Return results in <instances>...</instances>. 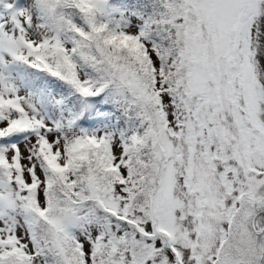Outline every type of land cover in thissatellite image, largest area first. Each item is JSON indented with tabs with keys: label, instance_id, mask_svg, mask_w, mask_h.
Returning a JSON list of instances; mask_svg holds the SVG:
<instances>
[{
	"label": "snow or ice",
	"instance_id": "1",
	"mask_svg": "<svg viewBox=\"0 0 264 264\" xmlns=\"http://www.w3.org/2000/svg\"><path fill=\"white\" fill-rule=\"evenodd\" d=\"M0 264H264V0H0Z\"/></svg>",
	"mask_w": 264,
	"mask_h": 264
}]
</instances>
